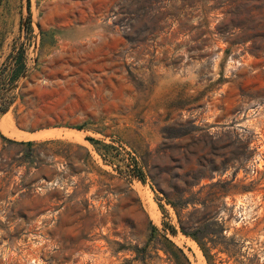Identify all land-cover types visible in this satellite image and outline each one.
<instances>
[{
    "label": "rangeland",
    "instance_id": "374dc122",
    "mask_svg": "<svg viewBox=\"0 0 264 264\" xmlns=\"http://www.w3.org/2000/svg\"><path fill=\"white\" fill-rule=\"evenodd\" d=\"M0 109V264H264V0H0Z\"/></svg>",
    "mask_w": 264,
    "mask_h": 264
},
{
    "label": "trees",
    "instance_id": "16d2710c",
    "mask_svg": "<svg viewBox=\"0 0 264 264\" xmlns=\"http://www.w3.org/2000/svg\"><path fill=\"white\" fill-rule=\"evenodd\" d=\"M1 111H7V109L5 110V109H0V113H1ZM156 227L155 226H153V229H155ZM172 228V231L175 233L176 232V229L174 228V227H171ZM177 249H178V252H179V258L180 259H178L179 261H178V263L177 264H191V261L189 260V258H188V256L185 254V252L183 251V249L182 248H180V247H177Z\"/></svg>",
    "mask_w": 264,
    "mask_h": 264
},
{
    "label": "bare ground",
    "instance_id": "6f19581e",
    "mask_svg": "<svg viewBox=\"0 0 264 264\" xmlns=\"http://www.w3.org/2000/svg\"><path fill=\"white\" fill-rule=\"evenodd\" d=\"M12 125H10V124H8V122H3V120L1 121V123H0V127L4 130V131H6V132H8V131H10V129H12V131H13V128L11 127ZM15 131V130H14ZM155 208V207H154ZM153 213H155V212H153ZM156 216V215H155Z\"/></svg>",
    "mask_w": 264,
    "mask_h": 264
},
{
    "label": "crops",
    "instance_id": "0c3cea01",
    "mask_svg": "<svg viewBox=\"0 0 264 264\" xmlns=\"http://www.w3.org/2000/svg\"><path fill=\"white\" fill-rule=\"evenodd\" d=\"M14 124V123H13Z\"/></svg>",
    "mask_w": 264,
    "mask_h": 264
}]
</instances>
